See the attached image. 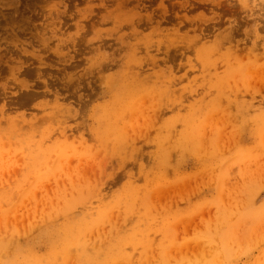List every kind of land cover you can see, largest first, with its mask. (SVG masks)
<instances>
[{"label":"rangeland","instance_id":"374dc122","mask_svg":"<svg viewBox=\"0 0 264 264\" xmlns=\"http://www.w3.org/2000/svg\"><path fill=\"white\" fill-rule=\"evenodd\" d=\"M0 264H264V0H0Z\"/></svg>","mask_w":264,"mask_h":264}]
</instances>
